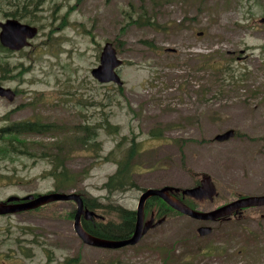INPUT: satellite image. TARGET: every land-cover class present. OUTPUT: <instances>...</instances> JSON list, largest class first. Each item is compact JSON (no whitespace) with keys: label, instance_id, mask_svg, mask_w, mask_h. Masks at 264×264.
<instances>
[{"label":"rangeland","instance_id":"rangeland-1","mask_svg":"<svg viewBox=\"0 0 264 264\" xmlns=\"http://www.w3.org/2000/svg\"><path fill=\"white\" fill-rule=\"evenodd\" d=\"M37 1L23 9L26 1L0 0V21L16 12L39 28L22 50L0 42L11 75L18 64L27 68L1 82L17 98H0V128L25 119L56 127L19 137L17 149L28 154L0 156V200L55 191L45 174L54 157L77 178L65 192L106 208L90 214L100 222H118L119 207L136 210L145 188H187L204 176L218 196L202 209L239 191L264 193V0ZM106 42L125 59L123 86L92 75ZM86 123L98 125L97 151L77 138L85 133L76 125ZM232 128L235 137L215 139ZM134 139L135 186L109 191L105 183ZM76 208L54 201L0 215V264H264V207L209 223L214 231L205 236L201 222L172 214L118 249L86 244L74 227Z\"/></svg>","mask_w":264,"mask_h":264},{"label":"water","instance_id":"water-1","mask_svg":"<svg viewBox=\"0 0 264 264\" xmlns=\"http://www.w3.org/2000/svg\"><path fill=\"white\" fill-rule=\"evenodd\" d=\"M261 21H264V19ZM0 27L1 44L13 50H21L25 46L31 45L30 40L39 31L38 27L23 22L17 18H9L6 21L0 22ZM168 50L174 51V49L171 48ZM123 63L124 60L119 57L114 44L112 42H106L100 55V62L91 72L93 77L100 83L105 84L113 82L122 86L124 81L118 70ZM0 96L6 97L12 102L15 100L16 91L11 87H6L0 84ZM234 136L235 130L232 128L223 133L217 134L215 139L218 141H226ZM181 190L185 195L197 200L205 198L211 199L217 194V187L211 176H204L201 183L197 186L183 189L171 185H165L159 188H147L139 198L138 208L136 210L137 220L133 234L130 237L120 239H109L96 236L86 230L83 225L82 216L85 214V217L89 218L91 212L85 208V201L81 194L77 192L53 191L38 195L28 194L23 197L12 195L9 196L7 200L0 201V215L36 209L54 201H74L77 205L74 215V227L82 240L89 245L115 249L137 244L152 227L165 221V217L156 222H154V217L148 221L145 220V205L147 200L153 196L162 198L173 209L180 213L205 221H215L219 218L231 215L235 211L239 212L241 208L264 206V194H253L236 198L235 200L212 210L195 209L173 194L174 191L177 192ZM198 231L200 235H208L213 231V227L211 225H203L198 228Z\"/></svg>","mask_w":264,"mask_h":264},{"label":"trees","instance_id":"trees-1","mask_svg":"<svg viewBox=\"0 0 264 264\" xmlns=\"http://www.w3.org/2000/svg\"><path fill=\"white\" fill-rule=\"evenodd\" d=\"M21 1V0H20ZM23 9L28 8L30 3L38 4L37 0H22ZM25 12H21V16H24ZM9 16L19 17L15 12H10ZM0 47L3 48L0 44ZM20 71L14 75H11V70L9 67V62H0V83L4 79L9 77L21 76L27 70L23 64H18ZM121 89V88H120ZM97 126L91 125L89 123L76 125L75 129L83 130L85 133L83 136L77 135V138H81L85 146H90V149L97 151L99 148V141L97 140ZM56 127L53 123L43 122L41 120L28 119L26 121H14L10 126L4 127L1 129L2 134L0 133V156H9L14 152L18 153H27L29 150H24L22 148L17 149L15 143L18 142L19 137H25L29 135H40L48 134L50 131H54ZM118 131V126H114ZM2 139V140H1ZM140 144L135 139L132 141V145L123 151L121 159L117 162L118 166L116 171L111 174L108 180L105 183V187L109 191L125 190L135 186V171L134 166L136 163V157L140 154ZM26 147V146H24ZM52 168L46 171V175H52L55 180V191H67L74 187L77 182V178L74 175V172H71L70 169L64 164L63 161H60L59 157H54L50 160ZM85 199V203L90 210L106 209L101 206V204L96 199ZM152 210H159L157 218H162V216H169L170 214L177 213L175 209L170 207V205L165 202L163 199L158 196H154L147 202L146 205V215H151ZM75 210L72 212V217H74ZM118 217L119 221H110V222H100L97 220H88L84 219L83 224L87 231L90 233L105 237L109 239H120L127 238L132 234V229L136 221V211L132 209H126L123 207L118 208ZM149 217V216H148ZM73 261L77 259H71L65 264H73Z\"/></svg>","mask_w":264,"mask_h":264},{"label":"flooded vegetation","instance_id":"flooded-vegetation-1","mask_svg":"<svg viewBox=\"0 0 264 264\" xmlns=\"http://www.w3.org/2000/svg\"><path fill=\"white\" fill-rule=\"evenodd\" d=\"M8 18H6V20H7ZM1 29V28H0ZM24 49V48H23ZM22 50V49H21ZM0 98H3V99H6V100H8L6 97H1L0 96ZM17 98V95H16V97H15V99ZM9 101V100H8ZM6 118H12V115H10V114H5L3 117H2V120H4V119H6ZM26 120H28V119H25V120H19L20 122H23V121H26ZM14 122V121H13ZM12 122V123H13ZM10 125H7V126H3V127H1L0 128V133L2 134L3 132H1V129L2 128H4V127H9ZM202 181V180H201ZM201 181L200 182H197L195 185H193V186H197V185H199L200 183H201ZM165 186V185H164ZM177 187H179V186H177ZM189 187H192V186H189ZM179 188H181V189H183L182 187H179ZM230 193H232L231 191H230ZM173 194L175 195V196H177L178 198H180L183 202H185L186 204H188V205H190V206H192V207H194V208H198V209H201V210H212V209H215V208H217V207H219V206H222V205H224V204H226V203H229V202H231V201H233V200H235L236 198H241V197H245V196H249V195H251L249 192H247V191H239L238 193H235V195H236V198H232V199H230V200H227V201H224V202H222L221 204H218L217 206H215L214 208H211V209H202V208H200L199 207V203L201 202V201H204V200H209V201H211V202H213L214 203V201H215V199H216V197L218 196V191H217V194L216 195H214V197L213 198H205V199H194V198H192V197H190V196H188V195H185L184 193H183V191L181 190V191H174L173 192ZM261 194H264V193H260L259 195H261ZM153 197H151V198H149L148 200H147V202L150 200V199H152ZM147 202H146V205H147ZM259 207H264V206H253V207H245V208H241L240 209V211L239 212H233L231 215H228V216H225V217H222V218H219V219H217V220H215V221H205V220H200V219H196V218H192V219H194V220H197V221H199V222H201V224L197 227V232H198V234H199V231H198V228L200 227V226H203V225H209V223H220V222H230L231 220H237L238 218H240V217H242L244 214H246V211H248V210H251V209H255V208H259ZM145 210H146V206H145ZM158 212H159V210H152L151 212H150V214L151 215H146L145 214V220L147 221V220H149V219H151L152 217H154L155 218V220H154V222H156V221H158L160 218H157V214H158ZM174 214H177V215H179V216H183V215H185V214H182V213H180V212H178L177 211V213H174ZM149 216V217H148ZM260 216H261V218L262 219H264V211H262L261 213H260ZM162 217H165V219H166V216H162ZM168 218L169 217H172V214H170L169 216H167ZM94 218H96V217H92V218H87L88 220H94ZM135 223H136V221H135ZM135 223H134V227H133V229H132V234H133V232H134V230H135ZM156 226V225H155ZM154 226V227H155ZM213 226V225H212ZM154 227H152L151 229H153ZM150 229V230H151ZM149 230V231H150ZM148 231V232H149ZM213 231H214V226H213ZM212 231V232H213ZM147 232V233H148ZM146 233V234H147ZM131 234V235H132ZM146 234L143 236V238L146 236ZM130 235V236H131ZM142 238V239H143Z\"/></svg>","mask_w":264,"mask_h":264}]
</instances>
